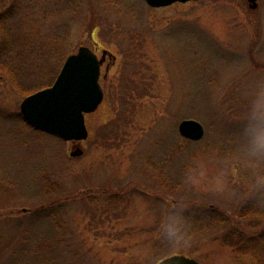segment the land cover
I'll return each instance as SVG.
<instances>
[{
  "label": "rangeland",
  "instance_id": "374dc122",
  "mask_svg": "<svg viewBox=\"0 0 264 264\" xmlns=\"http://www.w3.org/2000/svg\"><path fill=\"white\" fill-rule=\"evenodd\" d=\"M0 0V264H264L193 220L264 194V164L243 129L264 89V0ZM15 12V13H14ZM14 13V14H13ZM17 19H14L16 18ZM86 46L105 98L89 137L66 142L29 126L22 102L52 86ZM12 79V78H11ZM199 121L200 141L179 125ZM83 151L82 155L71 154ZM178 213L183 239L165 231ZM196 226V227H194Z\"/></svg>",
  "mask_w": 264,
  "mask_h": 264
},
{
  "label": "water",
  "instance_id": "95a60500",
  "mask_svg": "<svg viewBox=\"0 0 264 264\" xmlns=\"http://www.w3.org/2000/svg\"><path fill=\"white\" fill-rule=\"evenodd\" d=\"M153 8L169 7L176 3L199 0H145ZM256 7V6H254ZM103 60L88 47L67 58L55 83L27 97L21 104L24 119L35 129L64 141H85L89 133L85 116L96 112L104 101L100 83ZM180 134L192 141L205 136L204 126L196 120H184L179 125ZM82 151L72 153L75 157ZM159 264H202L186 256L168 257Z\"/></svg>",
  "mask_w": 264,
  "mask_h": 264
},
{
  "label": "trees",
  "instance_id": "16d2710c",
  "mask_svg": "<svg viewBox=\"0 0 264 264\" xmlns=\"http://www.w3.org/2000/svg\"><path fill=\"white\" fill-rule=\"evenodd\" d=\"M23 0H16L14 8L19 14ZM15 13V12H14ZM13 13V14H14ZM14 19H17L14 18ZM3 15L0 17V31L2 30ZM0 70L9 74L13 84V70L8 65H3ZM14 85V84H13ZM264 190L263 186L261 188ZM193 220L201 231H211L219 229L223 232L220 241L232 247L235 252L254 251L259 254L260 249L264 248V194L260 193L255 199L249 200L242 207L237 209L236 219L227 215L220 209L212 208L208 212L199 214ZM196 227V226H194Z\"/></svg>",
  "mask_w": 264,
  "mask_h": 264
},
{
  "label": "clouds",
  "instance_id": "9594fccd",
  "mask_svg": "<svg viewBox=\"0 0 264 264\" xmlns=\"http://www.w3.org/2000/svg\"><path fill=\"white\" fill-rule=\"evenodd\" d=\"M243 135L245 154L255 164H264V89L256 93L252 108L248 114ZM184 223L178 213L169 216L165 231L174 243L183 239Z\"/></svg>",
  "mask_w": 264,
  "mask_h": 264
},
{
  "label": "flooded vegetation",
  "instance_id": "af4514ba",
  "mask_svg": "<svg viewBox=\"0 0 264 264\" xmlns=\"http://www.w3.org/2000/svg\"><path fill=\"white\" fill-rule=\"evenodd\" d=\"M249 2H251L252 4H251V6L252 5H255V6H257L258 7V3H257V0H249ZM256 7V8H257Z\"/></svg>",
  "mask_w": 264,
  "mask_h": 264
}]
</instances>
